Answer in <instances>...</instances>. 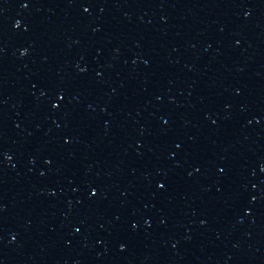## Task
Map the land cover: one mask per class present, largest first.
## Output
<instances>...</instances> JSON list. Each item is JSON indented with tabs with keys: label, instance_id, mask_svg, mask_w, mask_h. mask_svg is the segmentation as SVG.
Instances as JSON below:
<instances>
[{
	"label": "water",
	"instance_id": "water-1",
	"mask_svg": "<svg viewBox=\"0 0 264 264\" xmlns=\"http://www.w3.org/2000/svg\"><path fill=\"white\" fill-rule=\"evenodd\" d=\"M81 264H264V0H116Z\"/></svg>",
	"mask_w": 264,
	"mask_h": 264
}]
</instances>
